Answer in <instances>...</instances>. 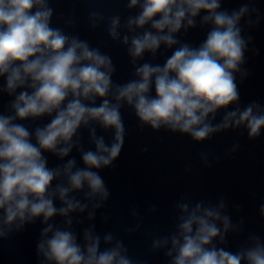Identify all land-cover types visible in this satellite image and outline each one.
I'll use <instances>...</instances> for the list:
<instances>
[{"label": "clouds", "instance_id": "clouds-1", "mask_svg": "<svg viewBox=\"0 0 264 264\" xmlns=\"http://www.w3.org/2000/svg\"><path fill=\"white\" fill-rule=\"evenodd\" d=\"M52 2L0 0V100L9 98L0 105V242L39 221L38 264H141L123 239L97 232L94 223L111 197L100 173L124 149L122 109L132 111L140 132L163 130L195 144L230 131L242 130L249 141L261 138L264 103L241 107L240 84L250 76L247 54L260 55L251 30L264 16L258 0L231 10L225 0H124L134 14L123 18L89 10L88 27L105 24L108 37L126 50L132 78L117 83L112 56L66 31L77 26L73 16L64 18V27L53 26ZM197 28L207 29L198 45L182 39ZM169 50L163 63L152 62ZM44 118L43 126L26 123ZM98 129L111 133L110 141ZM82 130L91 148L84 147ZM240 147L233 143L225 155ZM46 154L61 163L50 167ZM199 159L210 166L209 153L200 152ZM233 207L241 211L239 204ZM228 209L223 195L214 202L182 195L174 204V229L148 234L150 252L163 253L166 264H264V237L255 232L230 249L229 237L244 232L245 218L234 222ZM84 214L89 224L78 235L74 218ZM258 214L264 221V202ZM130 215L135 224L127 235L144 224L136 208ZM101 219L110 217L102 213Z\"/></svg>", "mask_w": 264, "mask_h": 264}]
</instances>
